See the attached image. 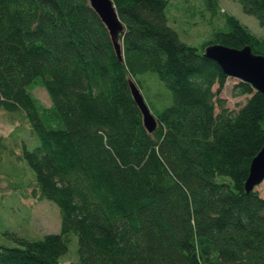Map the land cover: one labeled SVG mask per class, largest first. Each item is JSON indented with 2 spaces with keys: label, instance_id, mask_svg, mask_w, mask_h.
I'll use <instances>...</instances> for the list:
<instances>
[{
  "label": "trees",
  "instance_id": "obj_1",
  "mask_svg": "<svg viewBox=\"0 0 264 264\" xmlns=\"http://www.w3.org/2000/svg\"><path fill=\"white\" fill-rule=\"evenodd\" d=\"M111 1L121 60L87 0H0V109L38 138L23 154L32 193L60 214L59 233L0 245V264H74L59 261L71 235L78 264H264V197L244 189L264 145V96L237 80L245 102L229 108V77L203 53L217 43L264 56V0H236L262 36L227 14L200 49L169 26V0ZM146 72L172 99L151 133L129 87Z\"/></svg>",
  "mask_w": 264,
  "mask_h": 264
},
{
  "label": "rangeland",
  "instance_id": "obj_2",
  "mask_svg": "<svg viewBox=\"0 0 264 264\" xmlns=\"http://www.w3.org/2000/svg\"><path fill=\"white\" fill-rule=\"evenodd\" d=\"M217 17L210 14L207 0H169L166 14L169 26L179 39L198 49L212 38L214 31L227 30L220 17L230 14L252 33L260 37L263 30L257 19L242 11L236 0H214ZM139 91L150 112L156 116L171 104V92L153 72L137 75ZM237 79L228 78L220 97L233 109L245 102V96L233 97L232 86ZM32 93L47 115L51 100L44 88L36 85ZM9 114V113H8ZM0 109V245L17 246L16 238L39 240L48 233H59L60 214L57 206L33 195L34 173L24 158L39 143L24 119L10 117ZM19 114V113H17ZM14 116V115H12ZM264 197V180L255 187ZM59 261L78 264L76 237L70 236L68 247Z\"/></svg>",
  "mask_w": 264,
  "mask_h": 264
},
{
  "label": "water",
  "instance_id": "obj_3",
  "mask_svg": "<svg viewBox=\"0 0 264 264\" xmlns=\"http://www.w3.org/2000/svg\"><path fill=\"white\" fill-rule=\"evenodd\" d=\"M90 7L96 12L109 32L114 45L116 55L122 59L121 47L118 41L123 26L117 16V12L111 0H87ZM204 56L215 61L224 74L230 78L246 82L252 88L264 96V56L254 53L249 46L240 49L227 47L222 44H209L204 48ZM130 92L140 113L144 128L153 132L157 126L154 115L150 112L138 87L129 80ZM264 180V145L254 156L250 163L249 173L246 178L244 189L252 191Z\"/></svg>",
  "mask_w": 264,
  "mask_h": 264
}]
</instances>
